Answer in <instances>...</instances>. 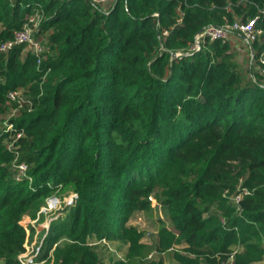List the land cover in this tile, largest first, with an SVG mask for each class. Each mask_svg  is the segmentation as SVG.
<instances>
[{"label":"trees","instance_id":"16d2710c","mask_svg":"<svg viewBox=\"0 0 264 264\" xmlns=\"http://www.w3.org/2000/svg\"><path fill=\"white\" fill-rule=\"evenodd\" d=\"M108 6L0 0V42L36 9L45 15L35 37L48 40L40 64L29 49L22 55L24 43L0 50L1 264H17L27 249L23 217L36 218L69 184L76 202L40 250L44 257L55 243L51 264H223L231 254L233 264H255L264 257V72L256 82L232 40L172 53L209 23L257 17L259 62L264 0ZM14 89L27 100L9 117ZM16 161L28 165L21 180ZM159 209L151 242L119 226V212ZM117 239L129 249L107 261L102 242Z\"/></svg>","mask_w":264,"mask_h":264},{"label":"built area","instance_id":"2783aa9c","mask_svg":"<svg viewBox=\"0 0 264 264\" xmlns=\"http://www.w3.org/2000/svg\"><path fill=\"white\" fill-rule=\"evenodd\" d=\"M92 4L107 10V5L110 0H88ZM157 14V13H155ZM42 11L36 9L33 13L30 14L28 20L23 24L22 27L16 29L13 33V37L0 42V50H7L12 45L17 43H24L25 47L30 50L31 53L36 55V61L38 64L41 63L42 56L45 50V47L40 39L35 37V33L38 30V25L42 19ZM256 18L249 19H240L234 18L232 21H228L222 24H213L209 23L205 25L200 31L194 35V40L190 43V50L195 51L200 48L201 41L205 38L209 40H233L241 36L249 45L257 38V36L262 32V29L256 27ZM163 33L166 34L167 30H163ZM250 50L252 45L249 46ZM259 64L261 65V70L264 72V48L259 55ZM263 67V68H262ZM8 96L12 99H15L17 104L14 106V110H17L25 100H27L18 89L10 90ZM7 128H11V124H7ZM21 135V132L16 134V138ZM12 144H9L11 147ZM16 169V180L23 179L27 174L28 165L24 161H16L14 163ZM74 195V194H73ZM59 195H50L47 196L44 203L41 205L38 211V218L45 211H51L58 205H50L52 200ZM240 196L238 195L237 198ZM50 206V207H49ZM55 243L49 248L47 255L44 257L40 256V245H36V241H33L31 244L27 245V249L18 255V262L20 264H51V258L53 257L52 251L54 249ZM223 264H233V254L224 261Z\"/></svg>","mask_w":264,"mask_h":264},{"label":"rangeland","instance_id":"374dc122","mask_svg":"<svg viewBox=\"0 0 264 264\" xmlns=\"http://www.w3.org/2000/svg\"><path fill=\"white\" fill-rule=\"evenodd\" d=\"M109 8V6L107 7ZM102 9V8H100ZM43 12H42V17H43ZM42 43L45 47V49L47 48L48 45V40L46 39L45 36L42 37ZM237 42L239 43V48L241 50H239L236 53V57L240 62V65L245 68L248 66V64L250 63L251 65V74L253 79L256 82H259L260 79H258V72L260 71L259 69V62L255 61L253 63H251V59H253L252 54L249 53L250 51H248V43L247 42H243L242 40L238 39ZM27 51V47L24 48V50L22 51V55L25 54V52ZM188 52H191L190 50V46L189 49L187 51H177L178 55H183L186 54ZM21 94L26 97L27 93H25V91H23L22 89H20ZM19 109V108H18ZM18 109L17 110H12L11 113H9V117H15L18 115ZM29 181L31 182V179H29ZM53 194L51 195H61L63 196H69V200H64L63 202L61 201V205L59 207H56L55 209L51 210L50 213H48V217H49V221H50V227L52 225V223L54 221H57L59 219H61L62 217H64L66 215V213H70L71 212V207L75 204V197H76V193L73 192L72 189V184L66 185L65 187H62L59 190H56L54 192H52ZM74 194V195H73ZM153 203H156V199H153ZM120 215L121 221L119 226H123V228L126 229V233H129L130 236L136 237L137 236V232H135L134 230L128 229L129 226L130 227H134L135 229H137V231L139 232L138 234L140 236L139 239L142 242H151L154 239V235L157 232V217H164L165 218V214L163 212V210L159 209L157 212H154L153 215H149L148 213L144 212V211H134L130 214H126L125 212H119L118 213ZM38 216V213H37ZM44 218V216L42 217ZM24 223H26V226L28 227L27 229V238L26 240L28 241V245L31 244L33 241H36V245H40V247L43 245L44 240L47 236V234L49 233L50 227L47 228L48 230L43 231L41 234L37 232V228H36V223L39 220L38 217L36 218H32L29 215H26L23 217ZM29 224L32 226L33 230H31V228L29 227ZM117 226V225H116ZM117 229V227H114ZM54 243L51 244V246ZM102 246H103V250H104V254L106 255L107 261H110V257H114V258H120V257H124L125 253L127 252V250L129 249V243L128 241L125 239H117V240H113V241H108V242H102ZM53 254V251H52ZM2 262L0 261V264ZM17 264H20L19 262ZM255 264H264V257L261 260H258Z\"/></svg>","mask_w":264,"mask_h":264},{"label":"bare ground","instance_id":"6f19581e","mask_svg":"<svg viewBox=\"0 0 264 264\" xmlns=\"http://www.w3.org/2000/svg\"><path fill=\"white\" fill-rule=\"evenodd\" d=\"M70 198H69V196H61V195H59V196H57V197H55L53 200H52V202L50 203V205H58V204H62L61 203V201L63 202L64 200L66 201V200H69ZM50 207V206H49ZM51 211H45V212H43L42 214H41V216L39 217V220L37 221V223H36V228H37V232H38V234L40 233H42L43 231H45L46 232V230H48L47 228H49L50 227V221H49V217H48V213H50ZM44 216V218H42Z\"/></svg>","mask_w":264,"mask_h":264},{"label":"crops","instance_id":"0c3cea01","mask_svg":"<svg viewBox=\"0 0 264 264\" xmlns=\"http://www.w3.org/2000/svg\"><path fill=\"white\" fill-rule=\"evenodd\" d=\"M238 39L242 40L243 42H246L241 36H239L237 39L234 38L232 41H233V47L235 48V53H237L239 50H241V49L239 48V43L237 42ZM250 45H252V44H250ZM250 45L248 44V46H250ZM248 49H249L248 51H250L249 53H251L252 56H253V47H252L251 50H250L249 47H248ZM238 53H239V52H238ZM253 62H255L254 59H251V63H253ZM259 68H260V64H259ZM260 69H261V68H260ZM260 69H259V70H260ZM259 73L262 74V71L260 70Z\"/></svg>","mask_w":264,"mask_h":264},{"label":"water","instance_id":"95a60500","mask_svg":"<svg viewBox=\"0 0 264 264\" xmlns=\"http://www.w3.org/2000/svg\"><path fill=\"white\" fill-rule=\"evenodd\" d=\"M177 55H178L177 52L172 53V56H177Z\"/></svg>","mask_w":264,"mask_h":264}]
</instances>
